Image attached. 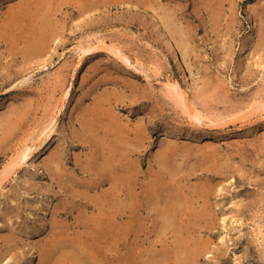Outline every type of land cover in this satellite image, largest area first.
I'll list each match as a JSON object with an SVG mask.
<instances>
[{"label":"rangeland","instance_id":"374dc122","mask_svg":"<svg viewBox=\"0 0 264 264\" xmlns=\"http://www.w3.org/2000/svg\"><path fill=\"white\" fill-rule=\"evenodd\" d=\"M210 1L0 0V264H39L60 226L64 245L89 246L96 193L106 197L100 211L122 214L125 187L89 189L90 166L114 137H96L99 124L122 125L136 183L133 229L116 244L100 240L104 264H264V0ZM154 8L186 47L180 65ZM88 44L94 51L79 57ZM175 82L200 120L176 105ZM26 145L33 154L2 180ZM121 214L118 231L129 222Z\"/></svg>","mask_w":264,"mask_h":264},{"label":"bare ground","instance_id":"6f19581e","mask_svg":"<svg viewBox=\"0 0 264 264\" xmlns=\"http://www.w3.org/2000/svg\"><path fill=\"white\" fill-rule=\"evenodd\" d=\"M215 1H216V4L221 9L224 6V2L226 0H215ZM217 5L215 6V4H214L215 7H217ZM212 7H213V5H212ZM160 9H162V7H160ZM153 10L157 14L156 31L159 34V36H162L164 38V41H165L167 47H169V49L171 50L172 55L175 58V62L180 65V58H179L177 50H180L182 52L183 51L182 48H184V44L182 46V42L178 38V34H177L176 30L172 27V25L170 24V22H169V20L167 18L168 16L166 17V14L162 13L161 10L158 11V9H155V8ZM163 11H164V9H163ZM212 18H214V17H212ZM94 45H96V44H94ZM94 45L93 46H91V45L89 46V44H88V47H86V46L84 48L80 47V55L81 56L79 55V57H83L86 54H89L90 52H92V50L95 49ZM101 47H102V45H101ZM185 50H186V47L184 48V51ZM118 51L119 50H117L116 52H118ZM119 54H121V52ZM185 56L186 55L184 53H182L181 60L183 62H185V59H186ZM124 57H123V59H125L124 61L129 62L128 58H126V56H124ZM168 87H169V89H168L169 93H171V96L173 97V99L175 98L174 100L177 101L176 105H178V106L181 105L182 107H184V111L186 112V114L187 113L189 114L191 119L200 120V118H201V112L200 111L201 110H198L192 104V102L190 103L189 97L187 96L186 91L181 88L180 84L178 82L169 83ZM68 94H69V92H67L65 94V101L62 104L61 110L65 108V103H66V99L68 97ZM258 106H260V105H258ZM182 107H181V109H183ZM261 107H262V105H261ZM259 108H256V109H259ZM50 125H49L50 127L48 126L49 130L46 133L43 134L44 135V137H43V146H45V147L51 141L50 137H51V134H52L53 129H54V124L52 122L50 123ZM89 125L90 124L87 125L88 126L87 128L90 127L92 129L93 125H90V126ZM122 128H123L122 125H121V127H119V126H112V125L105 126V124H102V126H100V124H99V126H98L99 132L96 133V137L100 136V132H103L102 136H104V135L106 136V134L109 133L110 135H114V137H112V139H110L111 137H107L106 136L107 139L106 140L104 139L105 141H109L110 144L107 145L108 153H109L108 157L106 159L104 157L105 160L102 163V165H99V164H91V166L89 165L90 169L92 171H94L95 174H96V178L93 181V185L94 186H90L89 189L93 188V191L94 190L96 191L100 187L102 188V185L104 184V182L106 180H111L112 181V183H111L112 186L111 187H114L115 185H116V187H118V186L125 187L128 190V192H129V197H128L125 205H124V208L122 207L123 208L122 210H124L122 212V214L126 213L128 215V217H129L128 221L129 222H127L125 224V226L123 227V231H118L119 224L116 223V217L121 214L120 213L121 212L120 209L118 207H115V206H110L109 207V205H108V208H109L108 211H105L103 213V211H100V210H103L105 208V206H106L105 194L104 193H96L93 196V198H92L93 201H91L90 198H87V202L91 203V207H94L95 209L98 208L99 213H100V215H98L96 217L94 225H93V227L90 230V234L89 235L92 237L91 238L92 242H90V245L89 246H85V245H83L84 243H79L78 244V243H76V241L75 242L74 241H70V245H64L68 241L65 240L64 235L62 233L63 227L60 226L59 230L52 232L51 240L46 244L45 248H43V250H41L39 264H104L103 255H107V254H106V251L104 250V247L100 245V240L101 239L110 238L109 245H113V244H116V243L119 242L121 234H123V236L125 237L126 235H128L129 232L132 231L133 228L131 226V220H133V218H134L133 215H135V212H136L135 211V205H134V196H133V191H134L133 189H134V186H136V183H135V172H134V169H133V165L131 163L124 162V158H127L128 155H130L129 151L126 154H124L121 151V149H120V145L118 144V142H120L119 138L122 139V137H123ZM86 132H88V131H86ZM104 140H102L103 143H104ZM102 142L98 138L97 142L94 144V148L99 150L100 145L102 144ZM106 144H107V142H106ZM34 147H35L34 145H32V146L26 145V146H24V148H21V150L19 149L20 151L18 152L17 155L15 154L16 157H14V159L10 162V164L5 169L3 167L4 171H3V169H2L3 172L1 171L2 180L6 179L9 176V174H11V172L14 169H16V167H19V166L23 165L24 163H26V161L33 154V151L36 148V147L35 148ZM96 149H94L95 154L98 152V150H96ZM101 151H104V148L101 149ZM123 151H125V150H123ZM119 154H120V156H119ZM102 156H103V154H102ZM100 161H101V159H100ZM87 166L88 165H86V167ZM69 179H70V181H72V184L78 183L77 180L75 179V177L73 178L71 176V177H69ZM118 179H121V180H118ZM116 181L118 182V184L115 183ZM60 186L63 187V186H65V184L64 185L61 184ZM113 190H116L115 187L113 188ZM152 194H154V193H152ZM116 199H115V201H116ZM162 202L163 203L160 204V207L162 208V211H163L162 215H163V217L166 220H171L173 217L170 216L167 213L168 212V208L171 207L172 203H173V200H172L171 196L170 195L164 196ZM59 211L57 209L55 211V213L58 214ZM79 250H81V254L79 253ZM113 260H115V258H113ZM111 264H114V262L111 263Z\"/></svg>","mask_w":264,"mask_h":264}]
</instances>
